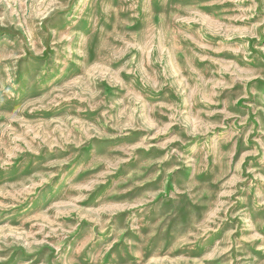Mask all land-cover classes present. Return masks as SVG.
Segmentation results:
<instances>
[{
	"label": "rangeland",
	"instance_id": "1",
	"mask_svg": "<svg viewBox=\"0 0 264 264\" xmlns=\"http://www.w3.org/2000/svg\"><path fill=\"white\" fill-rule=\"evenodd\" d=\"M0 264H264V0H0Z\"/></svg>",
	"mask_w": 264,
	"mask_h": 264
}]
</instances>
